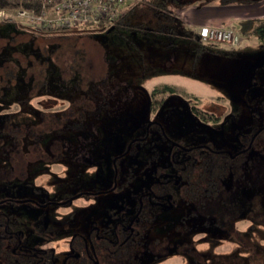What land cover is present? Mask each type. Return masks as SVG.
<instances>
[{
  "label": "rangeland",
  "instance_id": "rangeland-1",
  "mask_svg": "<svg viewBox=\"0 0 264 264\" xmlns=\"http://www.w3.org/2000/svg\"><path fill=\"white\" fill-rule=\"evenodd\" d=\"M129 1L131 5L127 16L128 22L143 25L145 30L126 31L120 28L109 31L91 30L72 34L74 36L69 40L61 41L49 34H36L32 31L33 27L28 25L0 21V71L3 73L11 69L14 83L10 86L8 82H4L0 74V99L5 103L12 100L10 110L15 111L18 108L17 111L23 114L20 119L22 121L33 119L31 123L36 122L33 107L37 103L41 104L48 98L63 100L61 105L47 109H60L64 106V109H67L70 106L76 115L68 117L66 122L80 126L92 124L96 132L94 138L98 140L100 149L112 147L108 140L111 128L122 134L127 132L129 127L126 126L136 128L135 124H140L146 116L147 93L164 85L175 88L178 94L167 96L154 118H159L163 122L165 132L171 136L197 133L187 128L184 118L183 121L180 120L186 123L182 127L175 120V116H169L167 113L165 115L166 106L180 104L182 101L179 92L191 89L198 93H210L213 102L244 104L242 123L248 124L250 121L247 107L252 109L257 103V98L263 94L264 67L259 63L264 59V45L253 36H242L238 33L237 45L240 47L233 54L203 51L195 58L194 43L189 33L181 28L183 24L180 27L172 24L173 31L165 30L170 24L161 14L156 13L154 8L143 2ZM170 9L174 12L173 7ZM227 9H229L227 13L233 14V17L248 16L257 12L263 13L264 4L243 2ZM219 26H228L236 30L237 25L234 21H228L227 24ZM157 27L162 28L163 32H154ZM41 38H46L42 47L38 43V39ZM66 53L70 54L71 58L67 67L69 73L64 71V66H58L55 64L56 61H53L55 54L58 56L60 54L61 58ZM32 62L39 66L42 74L33 73ZM101 99L105 100L106 108L118 103L119 111L113 114L102 109L100 112L96 111L95 115L86 111L90 106L98 105ZM78 102L81 104H75ZM115 114L122 119L123 124H120V127L113 124L114 121L118 124L120 121ZM104 118L115 120L104 121ZM66 132L68 133L63 137L69 140L70 144L82 134L80 130ZM44 138H40L41 147L46 144ZM114 142L119 143V140ZM71 146L69 145V156L72 153ZM155 148L156 143L144 144L142 154L137 157H125L123 161L142 163L144 158L154 153ZM41 165L34 159L23 162V175L9 183L16 197L29 195L40 201L43 197H60L76 191L78 180L75 173L70 175L72 179L68 186L62 188L60 175L46 171L39 177L36 171L31 172L29 169L30 166ZM82 181L83 179L80 183ZM33 182L39 185L34 186ZM39 186L46 190H39ZM113 201V194L99 195L96 198L94 213L99 212V218L102 219L106 208L114 205ZM78 202L81 200H75L74 204ZM4 206L22 219L20 220L22 228L28 226L40 212L29 204L8 203ZM238 207L240 209L236 210L233 207L229 213L243 215L248 212L252 215L254 230L252 236H248L245 229L242 232V236L246 238L243 240L244 244L252 243L250 247L240 248L234 245L230 251L229 246L234 243L227 241L229 246L222 245L215 249V246L220 245L225 238V221L231 215H225L223 219L219 216L220 219L216 220L215 225L204 232L203 236L208 237L207 241L202 237L199 239L198 233L194 237L177 232L166 234L167 229L162 228L167 221L164 218L151 225V233L148 235L161 243V255L176 252L178 256H168L157 264H264V184L257 188L255 195L248 193L242 196ZM48 210H51V207H48ZM83 218L81 212H75L70 218V230L83 229ZM190 223L187 221L186 224ZM246 225V221L237 224L239 228ZM227 229L229 230V226ZM30 242L34 243L35 238L31 237Z\"/></svg>",
  "mask_w": 264,
  "mask_h": 264
},
{
  "label": "flooded vegetation",
  "instance_id": "flooded-vegetation-1",
  "mask_svg": "<svg viewBox=\"0 0 264 264\" xmlns=\"http://www.w3.org/2000/svg\"><path fill=\"white\" fill-rule=\"evenodd\" d=\"M221 1L223 0H220V3ZM243 2L264 4V0H241L239 4L226 5H241ZM170 15L175 19L174 22H168L171 28L172 24L180 27L175 14L172 12ZM257 17H264V11L248 18ZM181 28L195 37L194 40L190 39L194 43V52L198 50V54L203 51L233 54L240 47L237 44L225 46L202 43L194 31L185 26ZM157 29L161 28L154 30ZM254 38L264 45V39ZM197 41L201 44H197ZM194 54L196 58L198 54ZM259 64L264 67V59ZM85 70L88 71L86 67ZM177 92L175 88L167 85L150 90L147 93L145 119L140 124H135L134 129L131 125L126 126L129 128L125 134L118 133L117 130L108 133L112 146L110 149L98 147L100 145L94 138L96 132L92 124L83 125L87 127H84L85 133L78 135L70 156L71 144L63 136L61 139L52 134L40 136L45 137L44 147L40 146V137L38 142L30 144L28 159L38 160L42 164L40 167L30 166L31 172L36 171L39 177L46 171L60 175L62 188L68 186L72 179L70 175L75 173L78 187L72 194L54 198L43 197L40 201L29 195L16 197L13 189L0 188V264H111L115 245L134 240L139 233L145 235L146 239H151L148 234L151 233V225L156 221L167 219L162 228L175 232L181 221L206 218L209 213L205 214L200 207L212 206L214 200L211 195L214 193L205 188L211 184L197 183L205 177L204 158L225 156L239 161L242 158L243 161L240 162H244V159L251 155H259L260 142L264 140V89L261 97L257 98L256 105L252 109L247 107L250 121L248 124L242 123L244 104L213 102L210 93H198L192 89L179 92L182 101L180 104L166 106L165 115L167 113L169 116H175L180 126L183 127L187 123V128L197 133H184L178 137L166 133L163 122L154 118L166 97L178 94ZM101 108L113 114L119 111V108L114 107ZM64 110L72 109L68 106ZM101 110L98 107H90L86 111L95 115L96 111ZM120 118L119 124H123ZM183 118L186 123L180 122ZM116 123L117 121L113 122ZM115 140H119V143L114 142ZM147 143H156V148L152 155L144 158V162L133 164L123 161L125 157H137L142 154L141 149ZM21 157L18 154V158ZM20 162L18 176L21 177L24 161ZM5 177L3 173V181ZM33 183L34 186L39 185ZM199 186L204 188L199 190ZM39 187V190H46ZM107 193L114 195V205L107 207L100 219L99 212L94 213L93 209L97 205L96 198ZM198 195L200 197H197ZM75 200L81 202L74 204ZM8 203L29 204L40 212L28 226L22 228V219L5 208L4 204ZM48 207H51V210H48ZM75 212L83 214V229L69 228L70 218ZM251 216L247 212L238 218L237 215L227 217L225 238L229 240L232 237L237 240L240 242V248L250 247L252 243L244 244L243 240L246 238L242 236V232L245 229L248 236H252L254 230ZM233 219L235 220L232 221ZM229 221L232 222L229 224ZM240 221H246L247 225L239 228L237 224ZM227 226H230L229 230ZM27 235L29 237H26ZM31 237L35 238L34 243L30 242ZM101 242L105 243L104 248L101 247ZM153 251L161 253L160 242H157Z\"/></svg>",
  "mask_w": 264,
  "mask_h": 264
},
{
  "label": "trees",
  "instance_id": "trees-1",
  "mask_svg": "<svg viewBox=\"0 0 264 264\" xmlns=\"http://www.w3.org/2000/svg\"><path fill=\"white\" fill-rule=\"evenodd\" d=\"M143 3L155 9V11L166 19L167 22H174L175 19L170 15L172 11L169 8V4H173L175 0H141ZM42 0H0V9H24L34 13H37L41 9ZM241 0H223L221 4H239ZM129 8L121 10L118 14V17L110 24L104 25V23L96 24H86L81 26H74L69 28H60V29H34L36 34H49L55 37H58L59 40H69L76 33H84L91 30H112V29H124L126 31L132 29L145 30L138 24H130L127 21V15L129 13ZM236 31L242 36H253L259 40L264 39V17L257 18H248L238 20L236 22ZM18 26V25H17ZM26 28L24 26H20ZM171 30L170 25H167L165 30ZM154 32H163V29L153 30ZM40 38V37H37ZM190 38L195 39L193 34ZM46 38H41L39 40V46H43L44 40ZM53 40V38H52ZM197 44H201L197 41ZM205 49V48H203ZM196 55L198 50L195 51ZM53 61H56L55 64L58 66H64V71L69 73L67 70L68 64L71 62L70 54L66 53L60 58L57 54L53 57ZM34 67L33 73L42 74L39 66L32 62ZM68 71V72H67ZM0 74L3 76L4 82H8L10 86H13L12 81L13 72L11 69L6 71H0ZM7 80V81H6ZM3 82V81H2ZM12 100L9 103H5L4 100L0 99V188L8 189L10 188L9 183L12 179L18 177V167H20V161L28 160L27 152L29 145L33 144L34 141L39 140L40 136H45L46 134L57 135L60 139L61 135L68 133L66 131L80 130L82 134L85 133V126L75 123H67L66 119L68 117H74L75 113L72 110L67 111L62 109L50 110L47 111L49 107H55L61 105L63 100L58 99H47L46 101L35 106V118L36 122L31 123L26 119L22 121L20 117L23 114H20L17 110H10L12 107ZM36 102V101H35ZM105 100L101 99L98 105H93L92 107H104ZM74 104V103H72ZM81 104V102L75 103ZM94 104V103H92ZM33 105V104H32ZM101 105V106H100ZM118 103L115 104L114 108L117 107ZM74 106V105H73ZM91 107V106H90ZM119 119V117L116 115ZM117 127H120L118 122L115 124ZM85 127V128H84ZM111 128V127H110ZM112 132L117 130L111 128ZM41 138V137H40ZM76 138L71 144V149L75 146ZM69 142V141H68ZM76 148V147H75ZM70 149V148H69ZM23 150V151H21ZM18 154L22 157L18 158ZM21 159V160H20ZM205 162L203 163L205 171L203 172L204 178H201L197 183H208L211 186L207 185L208 191H211V197L214 200V204L211 206H203L200 209L204 210L203 212L209 213L206 218L196 219L190 224H186L187 221H181L177 233L184 234L189 237H194L198 233L199 239L208 240V237H204V232H207L210 226H214L216 220H219L220 217H224L229 214V211L235 207V209H240L238 207L240 203V198L245 194H256L257 188L261 187L264 184V140L260 142V153L259 155H251L248 158L244 159H230L225 156H210L204 158ZM20 160V161H19ZM20 162V163H19ZM5 174V179L3 181L2 174ZM209 186V187H208ZM203 186H199L197 189H203ZM10 188L9 190H11ZM203 196H208L203 194ZM197 197H200L199 195ZM231 214V213H230ZM241 215V214H240ZM240 215H237L238 218ZM220 216V217H219ZM235 218V219H236ZM223 219V218H222ZM233 219L232 221H234ZM229 221V224L232 222ZM228 224V222H227ZM226 225V224H225ZM230 227V226H229ZM176 230V229H175ZM174 232L170 230L165 232L166 234ZM204 235V236H203ZM140 236V237H139ZM225 241V242H224ZM227 241H232L234 244L228 245ZM157 242L155 238L146 239L145 235L138 234L134 240L125 241L123 244L115 245V250L113 251L111 264H157L162 258L168 256H178L176 252H170L167 255H161L153 249L156 247ZM242 242V240H241ZM105 243L101 242V247L104 248ZM228 245L231 249L234 245L240 247V242L229 238L223 239V242L220 245L215 246L219 248L221 246ZM100 247V248H101ZM235 247V246H234ZM110 249V247H109ZM112 249V248H111ZM224 251V250H223ZM9 252V251H8ZM1 256V254H0ZM1 258V257H0ZM2 260L0 259V262Z\"/></svg>",
  "mask_w": 264,
  "mask_h": 264
},
{
  "label": "built area",
  "instance_id": "built-area-1",
  "mask_svg": "<svg viewBox=\"0 0 264 264\" xmlns=\"http://www.w3.org/2000/svg\"><path fill=\"white\" fill-rule=\"evenodd\" d=\"M128 0H42L41 9H0V21L17 22L34 29H60L86 24L112 23ZM139 2L141 0H133ZM206 44L234 46L238 32L228 26H202L195 31Z\"/></svg>",
  "mask_w": 264,
  "mask_h": 264
},
{
  "label": "crops",
  "instance_id": "crops-1",
  "mask_svg": "<svg viewBox=\"0 0 264 264\" xmlns=\"http://www.w3.org/2000/svg\"><path fill=\"white\" fill-rule=\"evenodd\" d=\"M130 5L129 0L125 1L122 10L128 9ZM171 7H173V13H175L176 19L181 25L183 24L182 26L194 32L202 26L225 25L228 21L237 22L238 20L250 17V15L260 14V12H257L249 16L239 15L233 17V14L227 13L229 10L227 8L230 6L221 4L220 0H186L184 2L175 0L173 4H169V8ZM210 22L213 23L210 24Z\"/></svg>",
  "mask_w": 264,
  "mask_h": 264
}]
</instances>
